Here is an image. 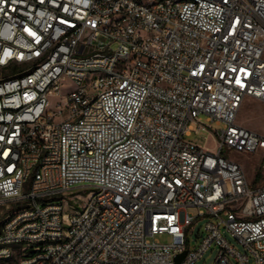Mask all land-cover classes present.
<instances>
[{
  "label": "built area",
  "instance_id": "obj_1",
  "mask_svg": "<svg viewBox=\"0 0 264 264\" xmlns=\"http://www.w3.org/2000/svg\"><path fill=\"white\" fill-rule=\"evenodd\" d=\"M249 99L264 103V0H0V262L195 264L217 246L215 264H264Z\"/></svg>",
  "mask_w": 264,
  "mask_h": 264
},
{
  "label": "rangeland",
  "instance_id": "obj_2",
  "mask_svg": "<svg viewBox=\"0 0 264 264\" xmlns=\"http://www.w3.org/2000/svg\"><path fill=\"white\" fill-rule=\"evenodd\" d=\"M64 91L62 93V96L67 97L68 92L67 88L69 86V82H65L64 84ZM56 100H53V105L55 104ZM237 121L239 124L252 129L262 135H264V103H261L257 100L249 99L247 100L242 108L239 111ZM214 130H218L219 128L212 124ZM196 129V127H195ZM205 137L208 139H211V134L208 133H201V135L191 134V136L186 137L185 139L193 142L199 146H206L209 149H212L213 143L210 141L207 143L205 140ZM235 159H237L239 162H241L246 170L247 176L250 180L254 179L255 176L259 174V172L254 170L256 160H250L249 158H246L245 156H235ZM90 192V190H84V189H77L73 191V195H81L83 197H86L87 194ZM72 196H67L68 198H71ZM14 210V208H6L1 207L0 208V222L5 220L9 213H11ZM190 213L194 214V210H191ZM211 219L205 218L199 220L197 223L193 224L190 228L186 230V246L190 248V250H196L199 245L202 243L206 233L204 231V226L207 222H209ZM223 236L226 239V241L234 247L235 250L246 253L245 248H243L233 237H231L228 233L223 231ZM159 242L163 244H169L171 242V239L167 236H158L156 238ZM219 248L217 246H212L209 248L202 258L198 260L195 264H215L216 258L218 256ZM0 264H15V260L11 261H4L0 262Z\"/></svg>",
  "mask_w": 264,
  "mask_h": 264
},
{
  "label": "water",
  "instance_id": "obj_3",
  "mask_svg": "<svg viewBox=\"0 0 264 264\" xmlns=\"http://www.w3.org/2000/svg\"><path fill=\"white\" fill-rule=\"evenodd\" d=\"M186 252H184L183 254H180L176 257L175 259V264H181V262L183 261V259L185 258L186 256Z\"/></svg>",
  "mask_w": 264,
  "mask_h": 264
}]
</instances>
